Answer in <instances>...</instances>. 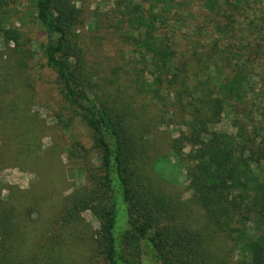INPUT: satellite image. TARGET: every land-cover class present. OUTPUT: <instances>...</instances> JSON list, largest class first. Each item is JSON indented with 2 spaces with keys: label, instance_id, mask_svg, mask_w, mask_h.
<instances>
[{
  "label": "trees",
  "instance_id": "obj_1",
  "mask_svg": "<svg viewBox=\"0 0 264 264\" xmlns=\"http://www.w3.org/2000/svg\"><path fill=\"white\" fill-rule=\"evenodd\" d=\"M10 2L0 0V37L13 44L25 66L33 53L29 39L8 22ZM189 2V12L185 0L115 5L123 40L139 65L134 71L148 75L145 92L159 105L163 121L179 120L185 129L169 149L179 165L190 163L188 187L212 231L232 241L233 264H264V125L236 117L234 134L208 130L232 109L248 112L250 76L264 73V0ZM31 6L44 34L38 52L59 96L54 117L71 132L68 158L85 179L66 196L42 254L59 245L61 232L78 236L76 217L90 211L98 222L93 241L107 264H213L219 255L206 236L175 224L172 203L145 179L146 143L134 131L130 104L95 92L99 77L93 80L86 66L78 33L81 9L74 0H31ZM188 21L195 25L190 28ZM76 121L88 130L90 147L76 136ZM13 208L0 207V264H31L15 246L20 222Z\"/></svg>",
  "mask_w": 264,
  "mask_h": 264
},
{
  "label": "rangeland",
  "instance_id": "obj_2",
  "mask_svg": "<svg viewBox=\"0 0 264 264\" xmlns=\"http://www.w3.org/2000/svg\"><path fill=\"white\" fill-rule=\"evenodd\" d=\"M116 1L74 0L82 13L78 33L86 66L94 72L93 80L99 77L100 87L95 92L103 100L118 95V103L124 101L132 107L134 131L138 132L140 141L146 143L145 179L149 178L174 206L171 207L173 220L169 216V221L205 235L211 250L219 255L213 264H233L236 253L231 248L232 241L212 231L203 207L188 187L190 163L179 165L169 149L172 138L178 136L180 129L185 130L184 127L177 124L179 120L172 119L167 124L161 119L159 105L144 90L148 75L143 77L140 72L138 76L134 71L139 65L131 47L123 40ZM185 1L189 12L193 4ZM10 5L8 22L29 39L33 57L27 59L25 66H20L13 44L6 45L0 37V207L12 206L16 210L15 220L20 222V231L15 246L22 253L23 262L107 264L93 241L92 230L98 228V222L90 211L76 217L78 236L71 230L61 232V237L56 233L59 245L53 244V251L42 254V246L56 228L54 220L66 196L85 184V179L68 158L71 132L62 129L54 117L59 96L52 73L38 52L44 34L34 17L31 0H11ZM194 25L195 22H190V28ZM247 90L248 112L232 109L224 113L218 122L208 125L209 132L234 134L236 117L242 121L260 120L264 125L261 116L264 73L260 75L257 71L251 75ZM14 115L18 117V124ZM30 117L36 119V125L28 121ZM74 132L82 143L91 146L89 132L80 122H75ZM208 136L205 134L204 138ZM189 149L186 145L183 152ZM23 151L29 155L24 156ZM93 162L97 163L95 156ZM119 215L122 217L123 212ZM34 252L38 255L36 259L32 257Z\"/></svg>",
  "mask_w": 264,
  "mask_h": 264
}]
</instances>
